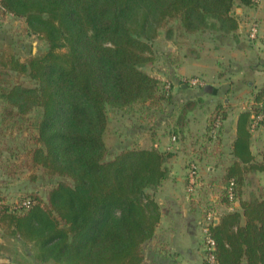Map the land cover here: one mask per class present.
<instances>
[{"label": "trees", "instance_id": "obj_1", "mask_svg": "<svg viewBox=\"0 0 264 264\" xmlns=\"http://www.w3.org/2000/svg\"><path fill=\"white\" fill-rule=\"evenodd\" d=\"M255 3L0 0L3 14L23 19L28 35L46 44L25 61L0 54V68L34 84L14 85L3 95L23 116L39 111L30 168L56 178L47 199L32 194L27 208L8 205L0 191V225L31 248V264H144L162 216L149 191H158L169 177L170 153L127 146L108 159L109 107L157 99L160 81L143 68L153 63L152 43L168 22L179 21L186 34L211 30L229 39L239 28L235 8ZM255 101L238 117L224 177L222 202L231 207L238 201L242 211H226L209 225L214 264H264V200L241 197L245 174L264 171L251 150L252 132L264 124V88ZM225 118L217 113L210 128H222ZM204 246L203 264H213Z\"/></svg>", "mask_w": 264, "mask_h": 264}, {"label": "rangeland", "instance_id": "obj_2", "mask_svg": "<svg viewBox=\"0 0 264 264\" xmlns=\"http://www.w3.org/2000/svg\"><path fill=\"white\" fill-rule=\"evenodd\" d=\"M254 24L257 25L252 21L244 28L245 31L240 34L243 38L230 34L229 39H218L216 36L219 32L207 30L196 35L186 34L179 21L168 22L152 43L153 63L143 68L160 81L157 99L123 109L109 107V125L105 135L109 150L107 158H113L120 149L127 146L135 149L152 148L155 146L154 136L165 135L168 140L164 143L166 150L161 148L160 151H175L172 154L170 152L166 165L168 169L174 167L176 173L181 166L189 164L186 172L188 189L191 163L196 162L198 168L201 162L207 167H213L212 175L209 169H205L206 175L202 176L200 185L198 169V184L191 191L195 195L193 197H198L203 213L210 208L207 200L211 196L216 199L214 204L219 207L223 205L230 210H237L238 207V211H242L238 201L231 204V207L222 202L227 168L224 163L232 132L231 118L236 109L240 112L253 109L256 96L262 89L255 91L249 85H242L240 90L232 88L226 91L222 85H236L233 80L235 75L231 72L237 61L234 53L241 43L255 46L257 42H253L258 38L259 26L256 37L252 39L250 29ZM45 48L44 41L28 35L27 24L23 19L3 14L0 6V54L13 53L25 61L43 52ZM18 84L34 86L25 75L0 68V191L6 203L17 208L32 199V194H38L45 201L49 189L56 181V178H51L42 169L30 168L29 152L34 147L33 137L37 133L33 124L39 111L34 110L23 116L17 107L5 100L3 95ZM205 85L213 88L206 91ZM211 100L215 103L209 109ZM217 113L226 114L223 126L220 129L210 128ZM254 130L252 135L258 137L252 141L255 162L264 165V124L260 130ZM156 192L149 191L154 197ZM241 197L246 201L264 200V171H249L245 174ZM221 211L226 212L223 207ZM214 217L219 218L218 215ZM0 236L3 254L15 262L9 261V264H31L28 256L31 248L10 237L4 224L0 225ZM202 239L204 243L203 234Z\"/></svg>", "mask_w": 264, "mask_h": 264}, {"label": "crops", "instance_id": "obj_3", "mask_svg": "<svg viewBox=\"0 0 264 264\" xmlns=\"http://www.w3.org/2000/svg\"><path fill=\"white\" fill-rule=\"evenodd\" d=\"M236 16L239 21V29L235 33L237 37L242 36L241 38H243V35L240 34H242V31H245L244 28L252 21L256 22L259 26V35L257 40L253 42V44L257 42L254 47L241 43L237 48L238 50H235L234 56L237 61L231 72L235 75L233 80L236 82V85L222 86L226 88V91L232 88L240 90L242 85H249L255 91L261 90L264 88V0H256V3L250 7H238ZM205 86L207 87L206 91L213 88L211 85ZM182 88L186 87L183 86ZM207 102L205 101V103ZM213 103H215L214 100L209 101V109L213 107ZM241 112L236 109L231 118L232 132L231 137H229L230 139H228L225 166H228L233 159L231 155L232 142L236 136V123ZM195 113L196 111H194ZM262 125L257 126L258 130H260ZM154 138V147L166 150L164 146L167 140L166 136L158 135L154 136ZM254 138L257 139L258 137L252 135V141H254ZM251 150L255 154L253 145H251ZM168 152L172 154L175 151L168 150ZM189 167L188 163L184 164L180 167L178 173L174 171V167H170L169 177L163 182L160 190L155 193L156 201L161 207L162 216L155 237L145 247L146 256L144 264H203L205 246L202 239L201 219L206 217L208 213L220 216L224 213L221 211L222 207L223 210H230L223 205L222 207H219L218 204L215 205L216 199L211 196L207 200L210 208H207V213H203V208L197 199L198 197H193L195 195L191 194L187 188L188 181L186 180L188 179V175L186 172ZM199 168L201 175L199 180L200 185L203 177L206 175L205 169H209L212 175L213 167H207L204 162H201ZM237 210H239L238 207ZM1 242L2 237L0 236V264H9V261L15 263L12 258L3 254Z\"/></svg>", "mask_w": 264, "mask_h": 264}, {"label": "built area", "instance_id": "obj_4", "mask_svg": "<svg viewBox=\"0 0 264 264\" xmlns=\"http://www.w3.org/2000/svg\"><path fill=\"white\" fill-rule=\"evenodd\" d=\"M258 32V29H257V25L254 24L251 29H250V37L252 39H254L256 37V34ZM197 82V81H196ZM195 84V83H194ZM176 140V138H175ZM198 164L195 162L191 163V172H190V175H189V191H194L195 188L197 187V184H198ZM232 186H233V182L231 183V187L229 188V196L230 198L232 199L234 197L233 195V190H232ZM192 193V192H191ZM31 204L30 201H25L23 202L21 205L18 206V208H23V207H29ZM215 221L216 223V217H214L213 213H208V215L203 219V221L200 222V225L202 226V232H203V236H204V242H205V245H206V250L208 252V257H209V260L211 261V263H215V258H214V255H213V251H214V246H215V243H214V240L212 239V237L210 236V233H209V225Z\"/></svg>", "mask_w": 264, "mask_h": 264}, {"label": "water", "instance_id": "obj_5", "mask_svg": "<svg viewBox=\"0 0 264 264\" xmlns=\"http://www.w3.org/2000/svg\"><path fill=\"white\" fill-rule=\"evenodd\" d=\"M219 222V220L218 219H216V223H218Z\"/></svg>", "mask_w": 264, "mask_h": 264}]
</instances>
